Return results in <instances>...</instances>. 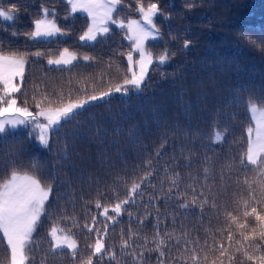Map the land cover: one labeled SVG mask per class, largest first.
<instances>
[{
    "label": "trees",
    "instance_id": "1",
    "mask_svg": "<svg viewBox=\"0 0 264 264\" xmlns=\"http://www.w3.org/2000/svg\"><path fill=\"white\" fill-rule=\"evenodd\" d=\"M150 3L161 9L155 17L160 38L146 42L153 64L140 91L130 88L126 96L114 93L88 106L50 135L47 148L30 126L0 135V181L17 164L52 187L28 264H73L69 249L50 250L48 233L54 225L71 228L79 244L77 259L88 255L95 237L83 224L96 216L104 227L96 201L108 206L124 199L132 184L149 172L140 189L143 197L125 205L115 224L107 222L106 247L116 251L119 264L133 260L121 249L123 239L137 246V255L144 252L146 264H158L157 232L166 241V264H186L185 241L211 243L212 236L219 241L224 212L242 210V199L248 196L245 180L257 176L253 166L240 164L248 147L247 128L254 125L251 107L264 110V0H122L114 16L126 22L141 19L138 8ZM13 8L12 21L0 18V52L45 54L26 57L17 94L21 106L27 99L26 106L36 111L31 97L45 90L75 98L82 87L91 93L93 85L99 91L123 81L127 59L120 53L131 50L124 30L109 25L107 36L84 42L79 36L89 18L73 13L67 0H0V9ZM45 8L67 35L30 39L27 34ZM64 48L94 59H79L69 67L48 65L47 58L58 57ZM164 53L168 59L160 64ZM216 133L222 134L219 142ZM252 187L259 191L258 184ZM201 191L209 199L203 211L191 205ZM184 202L188 209L179 206ZM73 222L79 226L72 227ZM9 259L0 234V264Z\"/></svg>",
    "mask_w": 264,
    "mask_h": 264
},
{
    "label": "snow or ice",
    "instance_id": "2",
    "mask_svg": "<svg viewBox=\"0 0 264 264\" xmlns=\"http://www.w3.org/2000/svg\"><path fill=\"white\" fill-rule=\"evenodd\" d=\"M73 13L80 12L89 18L87 30L79 39L84 42H95L100 36H107L110 32L109 25H116L124 30L126 39L130 42L131 50L126 55L127 73L123 81L118 82L106 89L97 91L93 85L91 93L87 88L82 87L80 95L73 97L70 93L52 92L46 90L34 94L31 99L36 111H31L26 105L28 100L23 101V105L18 101L17 94L21 93L24 82L25 68L28 63L26 57L29 55L36 58L43 57L42 51L28 52H0V135H11L8 129H18L21 126H31L37 133L36 139L40 145L47 148L50 135L58 130L65 122H69L77 117L88 106L97 101H104L114 93L128 95L129 89L140 91L145 83L148 70L153 64V56L146 50V42L160 38L159 29L155 23V17L161 13L157 3H150L146 8L143 4L138 8L141 19H129L125 22L114 14L117 13L118 6L122 0H67ZM11 11L0 9V18L12 21L14 16ZM48 9H43V16L35 20L34 30L27 35L33 40H47L52 37L67 35L54 19H49ZM187 47V42L185 44ZM133 53L138 54L134 59ZM85 62L94 58L89 55L82 57L75 52L64 48L58 57L47 58V64L52 66H72L77 60ZM168 59V54L164 53L158 57V62L164 64ZM111 67V65H109ZM257 110L253 108V112ZM222 134L216 133L215 140L221 141ZM247 151L240 159V164L245 168L253 166L257 176L247 185L248 196L242 199V210L237 208L233 211L224 212V223L218 231L221 239L216 240L212 236V242L205 240L203 244L199 240L185 241L184 257L186 264H264V111H259L255 118L254 125L247 128ZM12 170L6 179L0 181V234L6 240L10 250L8 264H28L30 247L34 242L36 232L41 217L45 215L46 205L52 194L50 184H45L34 172L25 171L19 165L13 164ZM151 172L143 176L142 180L133 183L127 196L124 199H117L111 205L102 206L99 200L95 207L102 209L99 215L103 217V230L98 226L96 216L91 217V224L84 223L83 228L88 233L94 234V242L88 245L89 254L78 256L79 244L71 234V228L65 231L57 225L50 228L48 235L51 238V251L67 248L71 251L73 264H104L105 260L116 261L119 258L116 251L107 248L105 239L108 235V223L115 224L117 218L124 214L125 205L135 203L138 196L143 197L140 191L144 181H148ZM176 183L175 180L172 181ZM253 184L259 185V191L253 188ZM171 191V189L169 190ZM195 191V189H193ZM179 198V197H178ZM202 198V199H201ZM199 200V205H198ZM209 202L208 197L201 191L200 197H193L191 205L200 207ZM183 209L189 208V203L184 202L179 205ZM212 207L217 205L212 203ZM111 212V215H110ZM129 216L131 213L129 212ZM65 220L73 219L64 216ZM73 222L72 227H78ZM226 233V236L224 235ZM239 239H234V235ZM171 238V234H169ZM155 251L158 252V264H166V241L157 232ZM179 243V239H177ZM189 244L192 246L189 247ZM135 245L129 243L127 239L121 242V249L128 250L132 256V264H146L144 252L137 255Z\"/></svg>",
    "mask_w": 264,
    "mask_h": 264
},
{
    "label": "rangeland",
    "instance_id": "3",
    "mask_svg": "<svg viewBox=\"0 0 264 264\" xmlns=\"http://www.w3.org/2000/svg\"><path fill=\"white\" fill-rule=\"evenodd\" d=\"M126 22V21H125ZM135 59V58H134ZM253 108H255L257 111L256 112H253ZM259 111H264V110H261V109H259V108H257V107H255V106H253V107H251V115H252V118H253V120H254V122H255V118H256V116L258 115V112ZM21 127H23V126H21ZM31 127V126H30ZM32 128V127H31ZM33 129V128H32ZM34 130V129H33ZM34 132V131H33ZM39 142V141H38Z\"/></svg>",
    "mask_w": 264,
    "mask_h": 264
}]
</instances>
